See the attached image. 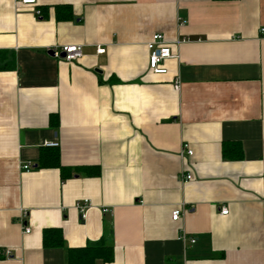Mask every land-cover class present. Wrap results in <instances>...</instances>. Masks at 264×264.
Listing matches in <instances>:
<instances>
[{
  "label": "crops",
  "instance_id": "0c3cea01",
  "mask_svg": "<svg viewBox=\"0 0 264 264\" xmlns=\"http://www.w3.org/2000/svg\"><path fill=\"white\" fill-rule=\"evenodd\" d=\"M262 28L264 0H0V64H15L0 71V264H66L43 246L50 228L69 248L106 238L107 264H264ZM159 34L175 56L162 75L147 46ZM74 45V63L49 52ZM53 141L67 179L39 168ZM236 142L243 158L225 159Z\"/></svg>",
  "mask_w": 264,
  "mask_h": 264
},
{
  "label": "trees",
  "instance_id": "16d2710c",
  "mask_svg": "<svg viewBox=\"0 0 264 264\" xmlns=\"http://www.w3.org/2000/svg\"><path fill=\"white\" fill-rule=\"evenodd\" d=\"M232 2L234 0H214ZM42 17L46 16L48 13V7H44L41 11ZM56 18L59 20H73L74 15L72 7L70 5H58L55 7ZM3 52H0V57ZM3 58V57H2ZM5 59H1V61ZM1 63V62H0ZM15 68V64L5 65L0 64V71L2 70H11ZM52 125L54 128H59L60 121L58 116H53ZM223 157L228 160H237L243 158V147L240 143H224L223 144ZM41 155L38 160L39 168L48 169L56 168L61 171V178L67 179L72 176L74 172L72 168L64 166L60 162V151L56 148H44L42 149ZM81 169L83 173L88 176H99L101 169L99 167L92 168H77ZM43 246L44 248H62L67 251L66 264H96L97 261H101L104 264H107L114 259V250L110 243L107 242V239L103 238L98 242L94 247L86 246L80 248H69L67 247L65 238L63 237L62 231L56 228H50L43 232ZM2 255H0V259Z\"/></svg>",
  "mask_w": 264,
  "mask_h": 264
},
{
  "label": "built area",
  "instance_id": "2783aa9c",
  "mask_svg": "<svg viewBox=\"0 0 264 264\" xmlns=\"http://www.w3.org/2000/svg\"><path fill=\"white\" fill-rule=\"evenodd\" d=\"M24 6H37V0H17ZM37 17H41V12L37 10L36 12ZM264 35V28L261 30V36ZM148 49H149V64H150V69L152 70L153 73L162 75L167 72V69L162 67V64L168 60V59H173L175 56L172 54L171 48L164 39L163 35H155L151 41L147 43ZM50 54L56 59L60 60L63 59L67 62L74 63V61H78L83 57V48L80 45H74V46H63L61 48H55L49 50ZM106 52V48L99 47L98 48V54H103ZM65 55V56H63ZM174 88L177 90H180V81L177 79V81L174 84ZM44 146L46 148H59L60 145L58 142H48L45 143ZM183 155H187L189 157L193 156L194 151L190 149V146L187 144L183 145ZM23 169L25 171H30L32 169V165L30 163H26L23 166ZM182 179L184 182H188L192 180V175L190 174H185L182 173ZM78 211H80L82 218H85L88 211L92 209L91 207V202L89 200H81L79 201L76 206ZM103 213H108V210H103ZM229 213V210L227 207H224L221 210V216H227ZM181 216V209L176 210L172 214V219L174 221H178ZM30 229L28 227L25 228L24 233L29 234ZM181 239L190 244V245H195L196 244V239L188 236L186 233H183L181 235ZM10 253L7 252V255L9 256Z\"/></svg>",
  "mask_w": 264,
  "mask_h": 264
},
{
  "label": "water",
  "instance_id": "95a60500",
  "mask_svg": "<svg viewBox=\"0 0 264 264\" xmlns=\"http://www.w3.org/2000/svg\"><path fill=\"white\" fill-rule=\"evenodd\" d=\"M63 56H65V55H63Z\"/></svg>",
  "mask_w": 264,
  "mask_h": 264
}]
</instances>
